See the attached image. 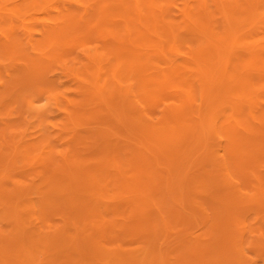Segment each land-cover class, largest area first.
<instances>
[{"label": "rangeland", "instance_id": "1", "mask_svg": "<svg viewBox=\"0 0 264 264\" xmlns=\"http://www.w3.org/2000/svg\"><path fill=\"white\" fill-rule=\"evenodd\" d=\"M133 1L0 0V264H264V0Z\"/></svg>", "mask_w": 264, "mask_h": 264}, {"label": "bare ground", "instance_id": "2", "mask_svg": "<svg viewBox=\"0 0 264 264\" xmlns=\"http://www.w3.org/2000/svg\"><path fill=\"white\" fill-rule=\"evenodd\" d=\"M130 1V0H129ZM133 1V0H132ZM140 2H142V4L141 3H139L138 2V4H140L142 7L144 6V4H148V6H153L152 4H151V2H154L155 0H151L150 1V3H147V2H149V0L147 1V0H145V1H142V0H139ZM134 2V1H133ZM88 3H90V1L88 2ZM134 4H135V2H134ZM149 4H151V5H149ZM69 5V4H68ZM138 6V5H137ZM147 6V5H146ZM90 7H91V5H90ZM220 7V6H219ZM92 8V7H91ZM150 8V7H149ZM148 8V9H149ZM157 8V7H156ZM135 9V8H134ZM138 9V8H137ZM139 9H141L140 7H139ZM148 9H146V10H148ZM154 9V8H153ZM152 9V10H153ZM160 9V8H159ZM158 9V10H159ZM165 9V8H164ZM70 10V9H69ZM150 10V9H149ZM148 10V12H146V14H148L150 11ZM157 10V11H158ZM166 10V9H165ZM91 11V10H90ZM133 11V10H132ZM134 12H135V10H134ZM137 13H135V14H138L139 15V10L138 11H136ZM155 12V11H154ZM160 13V12H159ZM161 14V13H160ZM7 15V14H6ZM134 15V14H133ZM136 17H138L137 15H136ZM74 17L72 16V18H71V21H73L74 19H73ZM139 18V17H138ZM14 19V18H13ZM139 19H137V21H138ZM186 20V19H185ZM136 21V22H137ZM140 22V21H139ZM75 23H78V22H76L75 21ZM74 23V24H75ZM126 23V22H125ZM9 24V23H8ZM62 24V23H61ZM120 24V23H119ZM124 24V23H123ZM139 24V23H138ZM60 25V24H59ZM53 26V25H52ZM113 26V25H112ZM124 26V25H123ZM138 26V25H137ZM141 26V25H140ZM184 26V25H183ZM187 26V25H186ZM125 27H127V25H125ZM136 27V26H135ZM139 28V27H138ZM53 29H55V28H53ZM52 29V30H53ZM123 29V28H122ZM28 31H30V30H28ZM54 31V33L55 34H57L56 32H57V30H53ZM97 31V30H96ZM51 32V31H50ZM49 32V33H50ZM127 32V31H126ZM259 32V31H258ZM9 34V33H8ZM96 34V33H95ZM171 35V36H170ZM169 35V38H171L170 39V41L172 40V39H174V40H172V42L173 41H175V38H174V36L172 35V32H171V34ZM173 36V37H172ZM233 36V35H232ZM14 37V36H13ZM12 37V38H13ZM194 37H196V36H192V40H193V38ZM49 38V37H48ZM52 38V37H51ZM168 38V39H169ZM195 39H198V37L197 38H195ZM194 39V40H195ZM14 40V41H13ZM13 40L11 39L10 41H9V44H6L5 46L6 47H8V48H11L10 50H14L17 46H19L18 45V43L16 42V40L13 38ZM52 40H53V38H52ZM193 40V41H194ZM209 40V39H208ZM197 40H195V42H196ZM31 42V41H30ZM176 42V41H175ZM175 42H173V45H175L174 43ZM189 42V41H188ZM197 42H199V41H197ZM171 44V42L169 43V45ZM237 44V43H236ZM2 46V45H1ZM5 47V48H6ZM170 47H171V45H170ZM7 48V49H8ZM176 48V47H175ZM194 48V47H193ZM249 49V48H248ZM178 50V49H177ZM194 50V49H193ZM250 50H255L256 51V49H250ZM248 53H249V50H246ZM253 51H251V54L250 55H248V56H252V59H253V61H252V63L253 62H255L254 60L256 59L257 60V58L255 57V56H257V54H255V53H257V52H253ZM8 52V51H7ZM253 53V54H252ZM255 54V55H254ZM253 56L255 57V58H253ZM237 58V57H236ZM250 58L251 57H249V60H250ZM224 61V60H223ZM251 61V60H250ZM46 63V62H45ZM204 65H205V63H204ZM208 67V66H207ZM176 69V68H175ZM175 69H172V70H170V73H171V71H172V73H171V75L172 74H174V73H176L175 72ZM177 70H178V68H177ZM176 70V71H177ZM179 71V70H178ZM177 71V73H176V76H177V74L178 75H180L179 74V72ZM160 72V76H159V74H158V72H156V74H158V78L156 77V78H154V77H148L149 79H148V81H147V83H145V84H141V85H139V86H137V96H139V98H141V100H145V101H149V102H151V101H153L155 98L154 97H157L159 94L161 95L162 93H160V91H164L163 90V88L165 87V85H166V83H167V86H168V84H169V80H168V78L170 79L171 77L173 78V76H174V80H175V78H177V77H175V75H172L171 77H166V76H168V75H165L164 73H162L161 71H159ZM194 72V71H193ZM168 73H169V71H168ZM197 73V72H196ZM196 73H195V75H196ZM212 73V72H211ZM167 74V73H166ZM199 75V74H198ZM188 76V75H187ZM113 77H115V75L113 76ZM196 77H199V80H200V77L201 76H197L196 75ZM40 78V77H39ZM151 78V79H150ZM20 79V78H19ZM115 79V78H114ZM183 79V78H182ZM198 79V78H197ZM216 79V78H215ZM41 80V79H40ZM167 80H168V82H167ZM198 80V81H199ZM116 81V80H115ZM197 81V82H198ZM143 83V82H142ZM199 83V82H198ZM240 86V85H239ZM166 88V87H165ZM167 89V88H166ZM174 90V89H173ZM133 91V90H132ZM179 92H180V89H179ZM182 92V91H181ZM180 92V93H181ZM256 92V91H255ZM158 93V95L156 96L155 94H157ZM184 93H185V91H184ZM190 93V92H189ZM187 94H188V92H187ZM191 94V93H190ZM155 95V96H154ZM180 95V94H179ZM182 95V94H181ZM256 95V94H255ZM138 100H139V98L138 97H136ZM190 98V97H189ZM136 99V100H137ZM144 101V102H145ZM155 101L156 100H154V103H155ZM241 101V100H240ZM249 101V100H248ZM94 102V101H93ZM143 103V102H142ZM154 103H150V104H154ZM134 104V103H133ZM147 105V104H146ZM217 105V104H216ZM240 105H242L241 104V102H240V104H236V105H234L233 107H231L230 108V110H231V112L228 114V115H226V112H223L222 114H220V115H218L217 116V118H215L216 120H213L214 118H212V119H210V125L208 124V121H207V123H206V126H210L211 128H210V131H212V129L214 130V131H219L220 132V134H223L224 136H225V138L228 140V142H229V145L230 146H236L237 148H239V147H252L253 146V144H256L257 143V141H261V138L262 137H264V133H262V129H264V124H262L261 122H258V121H254V122H252V124H250L249 123V121H246V119H245V117H247L246 116V114H245V116L243 115V113H242V111H243V106H244V104L242 105V108L240 107ZM151 106V105H150ZM248 106V105H247ZM250 106V105H249ZM146 108V107H145ZM246 109V108H245ZM251 109V108H250ZM258 111V110H257ZM258 114V113H257ZM143 115V114H142ZM249 115V119L251 118L252 119V117H251V112L248 114ZM191 118V117H190ZM250 119V120H251ZM255 119V118H254ZM213 120V121H212ZM262 120V119H261ZM262 121H264V120H262ZM248 122V123H247ZM208 124V125H207ZM155 125V124H154ZM156 126V125H155ZM205 126V125H204ZM255 126H258V129H257V127H255ZM207 128V127H206ZM205 128V129H206ZM137 129V128H136ZM151 129H152V127H151ZM207 129H209V128H207ZM206 129V130H207ZM148 131H149V129H147ZM147 130H146V132H147ZM204 131V132H207L208 134H210L209 132L210 131ZM254 130V131H253ZM204 132H203V134H204ZM211 133H213V132H211ZM217 133V132H216ZM140 134V133H139ZM153 135V134H152ZM168 135V134H167ZM223 136V137H224ZM153 137V136H152ZM163 137V136H162ZM164 137H165V135H164ZM223 138L222 136H220L219 135V138ZM262 139H264V138H262ZM222 141H224V140H222ZM256 142V143H255ZM155 143V142H154ZM229 148V147H228ZM231 148H233L234 149V147H231ZM241 148V149H242ZM247 148V149H248ZM254 148H256V147H253L252 149H254ZM236 149V148H235ZM250 149V148H249ZM257 149V148H256ZM259 147H258V150H257V152L259 153ZM126 150V149H125ZM246 149H244V151H245ZM240 151H243V150H237L236 152L238 153L237 155H240ZM243 151V152H244ZM247 151V150H246ZM261 151H264V148H262L261 149ZM153 152V151H152ZM226 152H228V151H226ZM230 152H232V151H230ZM229 152V153H230ZM236 152H234V154H236ZM254 152V151H253ZM155 153V152H154ZM233 153V152H232ZM227 154V153H226ZM251 154V153H250ZM253 154V153H252ZM259 154H261V153H259ZM236 155V156H237ZM243 155H245V154H242V157L241 158H244V156ZM247 155V154H246ZM249 155V154H248ZM255 155H256V151H255ZM254 155V156H255ZM229 156V155H228ZM253 156V155H252ZM253 156V157H254ZM229 157H231V156H229ZM238 157V156H237ZM253 159V158H252ZM237 160V159H236ZM235 160V161H236ZM241 160V159H240ZM239 160V161H240ZM245 160V159H244ZM234 161V160H233ZM232 161V162H233ZM243 160H241V162H242ZM245 161H248V160H245ZM249 161H250V159H249ZM256 162V161H255ZM245 163H247V162H245ZM242 164V163H241ZM237 165V164H236ZM238 165H239V163H238ZM246 165V164H245ZM245 168H250V167H248V166H245ZM245 171V170H244ZM3 183V182H2ZM3 192V191H2ZM13 192V191H12ZM13 194V193H12ZM230 200V199H229ZM9 202V201H8ZM6 204H7V202H6ZM237 204V203H236ZM65 205V204H64ZM232 205V204H231ZM235 206V205H234ZM230 209V208H229ZM232 217H234V215H232ZM235 218V217H234ZM233 218V220L235 221V223H237V221L235 220ZM238 219V218H237ZM239 220V219H238ZM233 221V222H234ZM165 223V222H164ZM80 225V224H79ZM81 226V225H80ZM74 227V226H73ZM219 230H222V228L220 227V229ZM67 232V231H66ZM246 234V233H245ZM92 235V234H91ZM100 238V237H99ZM90 242V241H89ZM76 244V243H75ZM78 245V244H77ZM24 246V245H23ZM74 246V245H73ZM77 247V246H76ZM79 247V246H78ZM97 254H98V252H96Z\"/></svg>", "mask_w": 264, "mask_h": 264}]
</instances>
